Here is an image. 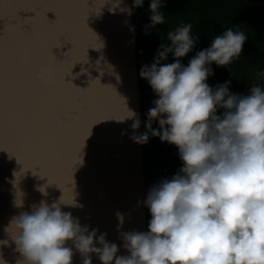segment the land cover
I'll list each match as a JSON object with an SVG mask.
<instances>
[{"label":"water","instance_id":"1","mask_svg":"<svg viewBox=\"0 0 264 264\" xmlns=\"http://www.w3.org/2000/svg\"><path fill=\"white\" fill-rule=\"evenodd\" d=\"M132 4L0 0V241H8L0 244V257L6 264L22 257L5 228L41 200L62 196L82 205L61 207L81 226L106 234L117 255H129L123 233L148 231L145 145L131 139L144 133L134 8L130 16L120 10ZM127 107L141 122L135 133L133 120L119 121ZM16 198L23 208L14 206ZM73 253L72 264H83ZM91 259L101 264L95 254Z\"/></svg>","mask_w":264,"mask_h":264},{"label":"clouds","instance_id":"2","mask_svg":"<svg viewBox=\"0 0 264 264\" xmlns=\"http://www.w3.org/2000/svg\"><path fill=\"white\" fill-rule=\"evenodd\" d=\"M143 4L133 0L131 8L120 10L130 16ZM162 7L164 0H150L147 27L165 23ZM192 27L181 24L168 32V43L140 71L158 98L147 113L146 132L131 139L146 144L150 136L158 137L178 149L183 164L149 190L144 202L151 216L148 231L123 233L129 255H117L118 245L106 234L81 226L61 207L82 205L64 203L62 196L51 204L41 200L5 228L22 257L17 264H72L73 248L83 264H92V254L101 264H264V87L257 84L248 95H238L229 91L231 81L215 88L207 83L214 75L212 64L227 68L241 56L247 36L239 27L217 35L183 65L181 58L199 40ZM169 55L174 62H166ZM256 76L264 78V71ZM127 109L119 121L133 120L135 133L141 122ZM37 190L47 195L46 187ZM14 206L23 208V199L16 198ZM117 218L122 224L123 216L117 213ZM0 264H6L2 257Z\"/></svg>","mask_w":264,"mask_h":264},{"label":"trees","instance_id":"3","mask_svg":"<svg viewBox=\"0 0 264 264\" xmlns=\"http://www.w3.org/2000/svg\"><path fill=\"white\" fill-rule=\"evenodd\" d=\"M133 1V0H132ZM150 0H144L142 7L134 8L136 34L138 42L139 69L150 65L158 54L161 44H167V34L181 24H192L193 37H199L194 49L181 58L187 66L188 61L201 50L211 46L212 40L229 28L239 27L247 39L241 56L226 67L212 64L214 75L207 83L215 88L225 81H231L229 91L238 95H248L250 87L259 84L264 87V78L256 73L264 71V0H164L165 23L156 28L150 25ZM146 31L148 34H146ZM166 62H174L169 55ZM143 130L146 132L147 113L154 107L158 97L149 83L141 78ZM223 110L218 111V115ZM154 128L158 123L153 124ZM145 145L146 187L149 190L164 178H172L183 166L178 149L162 142L158 137L149 138ZM151 219L148 209V224Z\"/></svg>","mask_w":264,"mask_h":264},{"label":"snow or ice","instance_id":"4","mask_svg":"<svg viewBox=\"0 0 264 264\" xmlns=\"http://www.w3.org/2000/svg\"><path fill=\"white\" fill-rule=\"evenodd\" d=\"M46 70H47V69H42V70H41V75H42V73L45 72ZM41 75H40V76H41Z\"/></svg>","mask_w":264,"mask_h":264}]
</instances>
